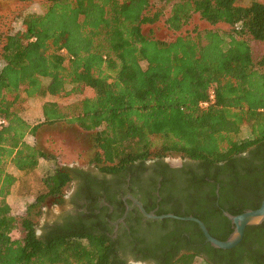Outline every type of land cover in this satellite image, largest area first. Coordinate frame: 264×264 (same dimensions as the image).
I'll return each instance as SVG.
<instances>
[{
    "label": "trees",
    "instance_id": "16d2710c",
    "mask_svg": "<svg viewBox=\"0 0 264 264\" xmlns=\"http://www.w3.org/2000/svg\"><path fill=\"white\" fill-rule=\"evenodd\" d=\"M44 1L45 10L25 15L21 29L7 35L0 47V117L8 121L0 128V264H125L105 232L79 224L47 229L45 224L38 234L45 200L52 196L57 204L64 202L78 167L57 166L44 176V191L23 215H15L6 199L17 181L7 170L9 163L29 173L40 159L54 157L38 142L28 143L26 136H38L41 126L61 122L90 134V163L105 172L172 154L199 160L207 168L225 163L232 174L220 193L230 189L238 209L221 199V207L205 211L197 196L186 213H173L200 218L214 237L226 240L233 229L221 208L239 214L258 208L264 197V185L256 177L234 171L238 154L264 144V55L253 61L251 47V41L264 42V1ZM195 15L231 29L182 32ZM161 21L169 38L145 33V27ZM85 87L94 95L68 105L44 102L38 124L22 115L21 105L29 98L66 97ZM212 89L215 102L201 108ZM214 216L221 221L217 229L210 224ZM169 221L174 223L171 236L191 232L203 245L166 264H192L196 257L203 264H264L258 247L264 245V222L248 226L237 246L220 249L205 242L195 222L164 219L161 224ZM19 227L24 236L13 237Z\"/></svg>",
    "mask_w": 264,
    "mask_h": 264
},
{
    "label": "flooded vegetation",
    "instance_id": "af4514ba",
    "mask_svg": "<svg viewBox=\"0 0 264 264\" xmlns=\"http://www.w3.org/2000/svg\"><path fill=\"white\" fill-rule=\"evenodd\" d=\"M224 164L207 168L199 160L181 155L174 159L168 155L136 160L118 172L78 167L81 171L76 172L71 190L64 194L65 200L59 204L58 212L50 214L45 224L47 229L79 224L96 233L105 232L115 241L116 257L125 264H166L172 257L174 260L194 252L189 248L200 247L203 243L196 242L191 232L174 238L170 235L174 223L169 221L164 226L161 224L164 219L145 216L135 199L147 212L155 214H161L162 210L186 213L195 204L197 196L202 198L200 207L205 211L221 207V199L225 206L237 205L235 209H238L240 203L232 199L230 189L223 195L220 193L222 185L228 187L232 174ZM234 171L239 175L254 176L264 185V144L253 145L238 154ZM258 172L260 176L257 177ZM221 209L223 215L228 211ZM210 220L214 229L220 227L218 217ZM231 227L233 229L232 222ZM258 247L262 248L264 256V245ZM201 256L209 257L205 252ZM243 264L252 262L247 260Z\"/></svg>",
    "mask_w": 264,
    "mask_h": 264
},
{
    "label": "rangeland",
    "instance_id": "374dc122",
    "mask_svg": "<svg viewBox=\"0 0 264 264\" xmlns=\"http://www.w3.org/2000/svg\"><path fill=\"white\" fill-rule=\"evenodd\" d=\"M240 4H249L252 0H237ZM264 1V0H262ZM44 0H31L22 2L19 0H0V47L3 45L5 37L9 34L15 33L22 27V19L29 13H41L45 10ZM161 4V3H160ZM199 28L200 30L211 28L228 32L231 26L226 23H219L211 25L200 19L195 15L191 22L184 28L186 30H193ZM152 30V31H151ZM146 34H153L155 37L167 39L171 35L165 28L161 21L154 26L145 27ZM252 60L258 61L264 55V42L251 41ZM48 82L47 80L45 81ZM94 90L90 87H85L82 93L71 94L66 97H58L48 94L45 97L29 98L22 103V115L32 125L38 124L42 120V105L46 101H57L61 105H68L86 96H93ZM242 134L247 136L246 128L243 129ZM89 133L83 131L77 126H71L64 122L54 125H43L38 130V136L28 134L26 141L30 144L38 142L49 153L54 155L52 159H40L38 167L29 172L24 173L15 168L11 163L7 165V170L17 177V181L12 186L9 195L6 197L8 203L15 215H23L26 207L32 203L36 197L44 191L43 177L48 173L53 172L57 166L68 167H97L95 163H90V148L92 146ZM47 147V148H46ZM174 159L178 158L179 154H172ZM72 183V182H71ZM69 184L64 193L71 190ZM59 204L56 203L54 197H48L45 200L43 211L44 213L39 218L37 225L38 234L43 233V227L46 219L50 214H54L59 210ZM25 231L19 227L13 231V237L24 236ZM192 264H203V259L196 257Z\"/></svg>",
    "mask_w": 264,
    "mask_h": 264
},
{
    "label": "water",
    "instance_id": "95a60500",
    "mask_svg": "<svg viewBox=\"0 0 264 264\" xmlns=\"http://www.w3.org/2000/svg\"><path fill=\"white\" fill-rule=\"evenodd\" d=\"M135 203L140 206L142 213L149 218H155V219L172 218L176 220L195 222L196 224H198L201 231L203 232L206 238V242H209L212 246L220 249H230L235 247L242 241L245 230L248 226L259 225L264 222V198L260 206L256 209H248L236 215L231 214L228 211H224V215L232 222L233 231L226 240H220L214 237L210 233L206 224L198 217H195L193 215L179 216L174 213H166V214L149 213L145 210L142 204L136 199H135Z\"/></svg>",
    "mask_w": 264,
    "mask_h": 264
},
{
    "label": "built area",
    "instance_id": "2783aa9c",
    "mask_svg": "<svg viewBox=\"0 0 264 264\" xmlns=\"http://www.w3.org/2000/svg\"><path fill=\"white\" fill-rule=\"evenodd\" d=\"M62 52L65 53L66 51L62 50ZM214 102H215V91L212 89L210 90L209 98L207 100L201 101L199 105L201 108L204 109L212 105ZM7 125H8L7 119L0 117V128L7 126Z\"/></svg>",
    "mask_w": 264,
    "mask_h": 264
}]
</instances>
